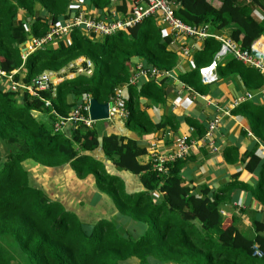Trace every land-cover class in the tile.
I'll list each match as a JSON object with an SVG mask.
<instances>
[{
  "label": "trees",
  "instance_id": "obj_1",
  "mask_svg": "<svg viewBox=\"0 0 264 264\" xmlns=\"http://www.w3.org/2000/svg\"><path fill=\"white\" fill-rule=\"evenodd\" d=\"M71 1L0 0V71L4 73L0 75V142L5 149L0 155V264L16 260L20 264H121L129 260L148 264L149 259L160 264H264L263 221L249 218L250 233L238 228L236 215L222 213V204L235 188L247 190L264 207V158L253 149L238 157L235 147H225L223 157L227 163L240 160L245 170L257 175L255 183L229 181L208 195L206 188L194 191L184 183L180 176L183 159L168 163L165 172H156L149 161L140 162L138 157L147 153V147L138 140L114 133L98 140L92 124L70 125L69 137L53 130L57 116H65L86 96L109 102L136 62L170 70L177 59L176 51L168 48L171 38L161 34L154 16L98 39L75 27L67 36L23 57L19 45L42 36L49 22L67 18ZM132 1L84 0L100 13L111 8L118 16L129 12ZM167 1L182 22L226 34L242 48L264 32V0ZM218 47L213 37L203 39L192 50L193 67L178 78L194 91H206L198 68L212 60ZM78 57L90 61L89 75L63 78L53 91L35 90V95L9 88L16 81L34 87L40 73L56 72ZM215 71L216 81L235 76L245 90L264 89V74L230 55L216 62ZM171 84L170 78L160 76L143 80L138 87L129 86L124 127L139 138L164 124L175 129L174 116L164 113L154 122L144 110L152 103L163 106L172 93ZM231 112L245 117L249 132L264 144V103L252 98ZM185 121L192 129L191 138L203 134L198 120L186 117ZM97 146L116 170L137 175L142 189L126 192L119 176L85 153ZM25 159L45 167L67 164L78 179L90 175L96 190L111 201L117 220H81L32 184L21 164ZM2 240L12 243L11 251Z\"/></svg>",
  "mask_w": 264,
  "mask_h": 264
},
{
  "label": "crops",
  "instance_id": "obj_2",
  "mask_svg": "<svg viewBox=\"0 0 264 264\" xmlns=\"http://www.w3.org/2000/svg\"><path fill=\"white\" fill-rule=\"evenodd\" d=\"M77 7H80L87 14L100 18L108 14L107 12L106 14L100 13L88 3H85L84 0H72L69 8ZM110 10L111 8L108 11ZM155 20L161 34L171 38L169 49L177 51L182 41L185 44L190 43L189 38L183 40L182 38L173 37L167 25L156 17ZM98 38L94 37L93 39ZM22 43L19 45L20 49L23 47ZM177 61L178 66L174 69L177 77L178 74L193 67L192 57L191 59H183L177 55L176 63ZM52 77L50 76V78ZM143 80L145 79L139 80L138 84ZM171 82L172 93L165 97L163 106L152 103L146 106L144 110L154 122L159 121L164 113L174 116L178 123L175 129H172L168 124H164L152 134L139 138L134 132L124 127L122 117L114 115L91 123L96 129L97 139L100 140L102 135L114 133L138 140L146 145L148 151V147L153 145L159 150L171 148L175 137L185 135L189 139L198 140L196 146L182 160L180 167V176L184 183L191 186L194 191L206 188L209 195L210 192L217 190L227 182L235 180L253 185L257 178L254 172L251 173L245 170L240 160L227 163L223 157L224 148L233 146L237 150L238 157L243 156L246 150L253 149L254 153L259 152L261 153L260 156L264 158V144L256 140L249 132L245 117L231 112L237 106L231 108V103L245 92L240 80L234 76L224 81L206 84V91L202 93L195 91L204 98L196 96L190 90L181 89L176 91L180 88L172 80ZM138 84L136 87H138ZM260 90L264 89L252 92H260ZM261 97L257 96L256 100L264 103V97ZM225 110H228L227 115L223 114ZM33 116L45 119L43 114L37 112H34ZM214 116H219L220 121L212 133V143L216 146L217 151L211 152L202 135L199 138H191L192 131H189L190 125L186 123L185 118L198 120L205 130L206 122ZM61 131L69 137L70 124L64 125ZM85 153L100 160L107 172L119 176L124 183L126 192H136L142 189L138 176L124 170H116L110 161L104 157L100 146L91 151H85ZM138 160L143 163L149 161L148 152L138 157ZM21 164L29 173L32 184L41 188L50 199L59 201L64 208L72 211L81 220L85 221L88 220L86 218H89L87 222H90L91 218L95 220L98 218L111 219L116 216V211L109 203V199L96 190L93 178L90 175L78 179L67 164L57 167H45L29 159H25ZM222 210L223 214L236 215V225L241 230L252 233L249 220L251 217L262 220L264 224V207L243 188L233 189L229 201L222 204Z\"/></svg>",
  "mask_w": 264,
  "mask_h": 264
},
{
  "label": "built area",
  "instance_id": "obj_3",
  "mask_svg": "<svg viewBox=\"0 0 264 264\" xmlns=\"http://www.w3.org/2000/svg\"><path fill=\"white\" fill-rule=\"evenodd\" d=\"M68 9L69 15H67V18L62 21L49 22L47 31L42 36L31 37L23 41L22 46L25 49L24 55L33 51L37 47L55 41L59 37L67 36L71 29L75 27H80L82 33L86 35L103 37L105 35H110L117 30L131 27L147 16H154L168 26L173 37L182 38L183 40L184 38H189L191 40L190 43L187 44L182 41L176 51V53H179H177V55L181 56L183 59H191L192 50L198 49L200 43L206 37H213L218 41L219 47L212 60L207 65L198 68L201 83L210 84L216 81V62L225 55H230L242 64L252 67L264 74V52L260 50L261 46L264 47V32L255 39L248 48H242L239 44L228 38L226 34L210 33L207 31L205 25H189L182 22L174 15L172 5L167 0H133L129 7V12L125 16H118L113 9H111L103 18L87 14L80 7ZM251 51L256 52L258 55L254 56ZM176 66H178V61L170 70H159L154 66H145L141 62L133 64L127 80L114 89L113 96L110 101L107 102L108 118L114 115H118L122 118L125 117L126 111L124 109V103L128 96V87L136 86L141 79L147 80L165 76L178 85V88L180 89H176V91L186 89L192 91L196 96L204 98L189 86L185 85L176 76L174 73ZM91 67V63L88 59L78 57L56 72L43 71L40 73L35 79L36 83L34 84V87L16 81L11 82L9 88L12 91L18 92L25 90L30 95H35V90L50 89L53 91L54 85L60 82L63 78H71L76 74L89 75L91 73ZM0 75H4V73L0 71ZM50 76L53 77L50 78ZM6 78L9 80L10 76L8 75ZM263 92L264 90H260V92L245 90L244 94L236 98L231 103L230 107L233 108L240 102L256 98L257 96H262L261 98H263ZM89 98L90 97L86 96L84 102L76 104L65 116H57L56 121L52 125L53 130L61 131L62 127L66 124L73 125L81 123L85 126H90L92 121L89 119L87 110ZM223 114L227 115L228 110H225ZM219 121V116H214L209 119L206 122L205 130L202 134V138L206 141L207 147L211 152L217 151L216 146L212 143V133ZM188 129L189 131L192 130L191 127ZM197 141L198 140L196 139H189L185 135H179L175 137L171 148L159 150L154 145L148 147L147 152L152 169L156 172H165L168 163L174 160L184 159L189 154L190 150L196 146ZM257 153L259 155L261 154L259 152ZM254 254L259 255V252L255 250Z\"/></svg>",
  "mask_w": 264,
  "mask_h": 264
},
{
  "label": "water",
  "instance_id": "obj_4",
  "mask_svg": "<svg viewBox=\"0 0 264 264\" xmlns=\"http://www.w3.org/2000/svg\"><path fill=\"white\" fill-rule=\"evenodd\" d=\"M24 47H22L20 49V53L22 56H25L24 55ZM251 53L254 55V56H257L258 54L254 51H251ZM33 83L35 84V80L33 81ZM107 102L105 103H99L97 102L94 98H89L88 100V116H89V119L94 122V121H98V120H104V119H107L108 118V115H107Z\"/></svg>",
  "mask_w": 264,
  "mask_h": 264
},
{
  "label": "rangeland",
  "instance_id": "obj_5",
  "mask_svg": "<svg viewBox=\"0 0 264 264\" xmlns=\"http://www.w3.org/2000/svg\"><path fill=\"white\" fill-rule=\"evenodd\" d=\"M34 112H32V114H33ZM5 149H4V147H3V145H2V143L0 142V155H2V154H4V151ZM109 203L112 205V203H111V201L109 200ZM112 207H113V205H112ZM86 219H88L89 220V218H86ZM111 219H116V216H113ZM88 220H85V221H88ZM94 218H91L90 219V223L91 222H94ZM117 220V219H116ZM116 220H114V221H116ZM2 244L5 246V248H7L9 251H11V246H12V243L10 242V241H8V240H2ZM18 258V257H17ZM17 261V260H16ZM16 261H11V264H20L21 262L18 260V262H16ZM121 264H136V262L135 261H133V260H129V261H125V262H123V263H121ZM148 264H160V263H157V262H155V261H153V260H151V259H149V261H148ZM170 264V263H169Z\"/></svg>",
  "mask_w": 264,
  "mask_h": 264
},
{
  "label": "bare ground",
  "instance_id": "obj_6",
  "mask_svg": "<svg viewBox=\"0 0 264 264\" xmlns=\"http://www.w3.org/2000/svg\"><path fill=\"white\" fill-rule=\"evenodd\" d=\"M260 50H262V51L264 52V47H263V46H261V47H260Z\"/></svg>",
  "mask_w": 264,
  "mask_h": 264
}]
</instances>
